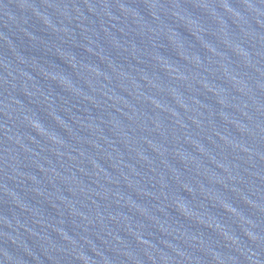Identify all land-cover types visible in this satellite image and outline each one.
<instances>
[{
    "label": "water",
    "instance_id": "water-1",
    "mask_svg": "<svg viewBox=\"0 0 264 264\" xmlns=\"http://www.w3.org/2000/svg\"><path fill=\"white\" fill-rule=\"evenodd\" d=\"M0 264H264V0H0Z\"/></svg>",
    "mask_w": 264,
    "mask_h": 264
}]
</instances>
